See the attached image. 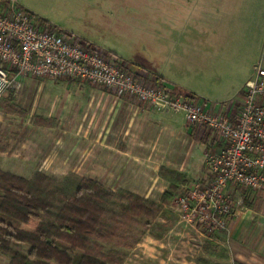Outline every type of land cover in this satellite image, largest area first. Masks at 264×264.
<instances>
[{
	"label": "rangeland",
	"instance_id": "1",
	"mask_svg": "<svg viewBox=\"0 0 264 264\" xmlns=\"http://www.w3.org/2000/svg\"><path fill=\"white\" fill-rule=\"evenodd\" d=\"M115 1L117 3L124 0ZM15 2L30 12L35 23L45 17L62 31L73 33L92 44L87 46L78 39L84 48H92L94 44L100 47L102 52L114 51L124 66L126 64L130 66L127 71L136 77L149 80L153 75L145 70L138 72L127 60L129 61L135 49L139 50L138 47L132 50L129 39L132 37L135 41L137 32H140L138 28L146 26V19L141 16L144 9H155V0L148 2L125 0V10L119 8L116 12L109 11L111 15L108 13V21L117 26L127 24L119 21V17H124L125 12L130 13L132 28L129 27L127 33L132 36L111 34L103 29L102 20L94 11L77 12L73 3L66 4V7L64 4L63 8H53L54 5L49 4V0H16ZM64 8H72V10ZM39 9L43 13H39ZM155 23L156 15H150L148 26ZM40 25L48 28L42 22ZM97 25L101 27L98 28ZM193 25L211 30V36L201 39L200 37L204 35L195 33L194 40L181 38V42L185 43L183 51L180 52L179 48L175 51L176 54L181 55L184 65L179 68L171 64L167 60L173 55L171 52L159 65L160 71L177 79L185 87H181L183 90L195 94L202 104L206 103L207 110L214 108L217 113L220 106L235 99V96L230 94L232 83L229 76L221 72L216 73L214 69L202 73L195 71L194 68L189 67L190 55H209L215 58V54L220 50H215L209 44L226 42L235 44L241 41L243 35H239L237 30H241L245 25L240 20H232L222 14L218 18L206 17L187 26L184 31L186 37L189 29L194 30L190 28ZM177 34L178 32H175L173 36L177 38ZM170 82V85L175 83L171 80ZM106 91L86 82H71L66 79L24 81L15 98L17 104L28 112L29 117L27 120H21L0 114V168L22 177H31L35 172L40 171L46 175L53 174L57 180H61L66 173H72L71 170L81 173L84 178L95 179L94 170L99 168L101 178L107 179L106 186L115 189L118 186H131L136 190L134 194L155 203L160 201L161 195L167 188V183L157 176L160 165L186 173L187 186L205 180L206 156L213 152L218 144L212 132L204 127L188 125L180 117L160 118L156 113L159 111L154 108L147 110L149 114L155 115L147 125L140 120L141 111L136 109L135 103H132V119L128 124H124L121 120L114 121L110 125L117 99L107 97ZM34 116L55 118L57 120L55 128L45 130L33 127ZM19 125L21 128L18 127ZM124 132L130 133L132 142L129 146L123 142ZM109 136H112L109 141L111 149L105 148L109 152L98 167V157L100 155L102 158L103 154L97 152L96 146L99 145L100 139L104 137L108 140ZM124 151L126 154L123 155ZM109 159L112 160L110 164H108ZM109 165H112L111 176H104ZM129 167L131 169H128ZM235 189L239 197L246 198V204L249 206L252 203L249 191ZM181 194L182 191L174 196L169 206L157 211L152 220V228L146 230L123 264H198V260L203 256L202 246L207 239L179 218L176 199ZM234 197L232 195L233 200ZM27 250L28 247L25 245L16 247V251L24 254ZM211 261L231 264L220 258ZM0 264H8V259L0 258Z\"/></svg>",
	"mask_w": 264,
	"mask_h": 264
},
{
	"label": "built area",
	"instance_id": "2",
	"mask_svg": "<svg viewBox=\"0 0 264 264\" xmlns=\"http://www.w3.org/2000/svg\"><path fill=\"white\" fill-rule=\"evenodd\" d=\"M92 48L67 32L41 27L15 0L0 4V97L19 92L24 79L66 78L110 90L118 98L129 96L162 113H180L189 125L208 129L220 148L206 156L205 180L177 197L176 210L205 238L226 230L236 214L229 187L264 189V66H253L235 114L230 108L215 113L196 96H177L127 71L113 53Z\"/></svg>",
	"mask_w": 264,
	"mask_h": 264
},
{
	"label": "trees",
	"instance_id": "3",
	"mask_svg": "<svg viewBox=\"0 0 264 264\" xmlns=\"http://www.w3.org/2000/svg\"><path fill=\"white\" fill-rule=\"evenodd\" d=\"M42 24L49 27L45 21ZM0 114L21 120L29 117L13 93L0 97ZM32 120L34 126L50 129L56 123L41 116ZM158 175L168 185L155 203L126 190L113 192L75 173L57 180L40 171L22 177L0 168V256L8 264H123L152 228L157 211L169 206L187 184L185 174L163 166ZM18 245L27 246V252L16 251ZM202 251L206 257L198 264H220L211 260L225 257L209 239Z\"/></svg>",
	"mask_w": 264,
	"mask_h": 264
},
{
	"label": "crops",
	"instance_id": "4",
	"mask_svg": "<svg viewBox=\"0 0 264 264\" xmlns=\"http://www.w3.org/2000/svg\"><path fill=\"white\" fill-rule=\"evenodd\" d=\"M49 1H50L49 4L54 5L53 8H58V7L63 8L64 4L66 7V4L73 3V6L76 7L77 12H81V11L83 12L87 10L94 11L97 17L100 18V20H102L101 22L103 24L101 26L104 27L103 28L104 30L114 35H116V33H119V34H123V36L125 35L132 36L129 35V33H127V29L129 27L132 28V25L130 24L131 15L129 12L128 13L125 12L124 17H119V21H124V23H127V24H123L122 26H117L115 24H112L110 20L108 21L107 18L108 13L110 14L109 11L116 12L119 8L120 9L124 8L125 10L126 8L125 0L117 3L115 0L113 1L98 0L94 2L93 0L92 1L91 0H49ZM75 1L78 4L74 3ZM146 1L148 2V0ZM7 2L8 0H0L1 5H5ZM147 2L146 4L148 5ZM104 4H106L107 6L105 7ZM64 9H68V8H64ZM148 9L149 8L144 9L143 14L141 16V17L144 16V18L146 19L147 22L146 26L145 27L142 26L138 28L140 32H137L138 35L135 36V41L132 39V37L129 39V43L133 47L132 50L135 47L136 48L138 47L139 50L135 49L136 51L135 50L133 51V55L131 56L129 61L127 60V62L131 66H135L138 72L142 70L151 72L153 75L149 80L146 79L148 82L153 84L161 83L173 91H178L184 94H191L193 96L196 95L182 89L185 87L182 85V83L177 81V79L171 76L164 75V73L162 74L160 71L161 67L159 65L163 61H165L166 56L168 54L173 52V55L167 58V60L171 64L181 68L184 65L182 62V57L180 54H176L175 51L176 48H179L180 52L183 51V45H185V43H182L181 40L184 38L194 40V36L196 35L195 33H200V36L204 35L203 37H200L201 39H207L209 36H211L212 33L211 30L201 29L193 25L190 28L194 30L189 29L187 31V33L189 34L186 37L185 36L186 32L184 31L186 27L191 26L193 22L203 20V18L206 17L218 18L221 17V14L229 19L232 20L235 19L244 22L245 26L241 30H237V33L239 35L241 36L243 35V39L241 41L235 44H230L229 42L223 44H217V43L209 44L210 47H213L215 50H220L215 54V58L209 55L191 54L190 62H189L190 64L189 67L194 68L195 71H199L200 73H202L203 71H211V69H214L216 73L221 72L226 76H229V80L232 83L231 84L232 93L230 94L234 95L235 99L230 101L226 105L223 104L222 106H220L217 112L220 111L224 112L225 110H227V108H230L231 110L230 112L232 114H235L238 111L242 102L244 84L252 76L253 66L257 63H261L264 66V0H221V2H218V0H155V9H149V10ZM68 10H72V8ZM39 11H40L39 13L41 12L43 13V11H41L40 9ZM159 11H161L162 13ZM154 14L156 15V23L153 24L152 26H148L149 16ZM32 18L34 20L33 16ZM38 21L39 22L37 23L39 25L40 22L45 21L49 25L48 28L56 31H62L59 27L55 26L54 23L52 24L51 21L47 20L45 17ZM97 26L98 28L101 27L99 25ZM175 32L176 33L178 32L177 34L178 40L176 37L173 36ZM67 33L81 40L82 42L87 44V46L92 45L85 39L73 33H70L68 31ZM93 47L101 50L100 47L95 46L94 44ZM110 52L111 53L113 52V54L116 55L114 51H110ZM117 58L119 57L117 56ZM125 66L127 67L126 69H129L130 67L127 64ZM218 78L220 80V77ZM28 79H32V78H28ZM28 79H24L23 82ZM62 79H66V78H62ZM66 80H70L71 82H77L71 79H66ZM170 80L175 83H172L170 85L169 84L171 83ZM13 95L15 96L14 93ZM106 95L107 97H112L117 99L115 101L116 107L113 108V112H112L113 116L110 125L114 121L116 122L121 120L124 122V124H128V122H130L132 119V115H131L133 112L132 103L137 104V106L135 105L136 109H138V111H141L140 120L146 122L145 124L148 125L152 121V118L155 116L148 113L147 110H149V107L146 108L144 105L140 104L139 102H137L136 100H134L129 96L118 98L110 90L106 91ZM213 109L214 108H211V110ZM156 113L157 116L160 118H165V117L168 118V116H174V117H180L184 122H186L185 119L183 118V115L180 113H172V112L162 113L160 111ZM32 126L35 128H40L45 130L46 129L52 130L55 128V126L51 129L44 127H36L33 125V123ZM18 127L21 128L20 125ZM111 138L112 136L111 137L109 136V138H107L108 140H105L103 137L102 139L99 140V145L96 146L97 152L103 154L102 158L100 155L98 157V162H99L98 167L100 166L102 160L105 159L106 154L109 152L105 148L111 149V144L109 142ZM122 139L124 144L127 146H129L132 142L129 132L128 133L124 132ZM217 142L219 145L217 144L213 151H217L220 148V143L218 140ZM213 143H215V140H213ZM124 154H126L125 151L123 152V155ZM111 162L112 160L109 159L108 164H110ZM104 164L106 165V163ZM118 165H120V163ZM162 166L171 170H175L174 168H170L165 165H160L158 167V171ZM109 167L106 168L107 174H105L104 176L107 175L111 176L112 165H109ZM125 167L127 168V166ZM128 169H131V167H129ZM94 171H95L94 177H96L97 179L95 178L93 180H96L99 183L106 186L105 182L107 179L105 177L101 178V172L99 171V168ZM158 171H157V176H159ZM175 171H178L186 175V173L181 172L179 170H175ZM71 172L81 177H84L81 173L76 172L75 170H71ZM67 174L69 173H66L65 175ZM187 185H188V179L185 188L181 190L182 192L190 187ZM106 187L113 192H116L118 190H126L132 193L136 192V190L131 186L129 187L118 186V188L116 189L114 187H108V186ZM235 188H239V187L231 186L228 189V193L231 196V198L232 195L235 196L234 197L235 205H236L235 216L229 221L226 230L216 232L214 233L213 236H210L206 239L207 240L209 239L220 246L223 254H225V257L220 258V260H227L231 264H233L235 261L240 262L242 264H264V189L258 192H253L248 190L249 194H251L252 197V203L248 206L246 204V198L242 199L241 197H239L237 195V192H235L236 191ZM245 205L247 206L245 207ZM202 253H203L202 257H206L203 251ZM0 258L3 259L4 257L0 256Z\"/></svg>",
	"mask_w": 264,
	"mask_h": 264
}]
</instances>
